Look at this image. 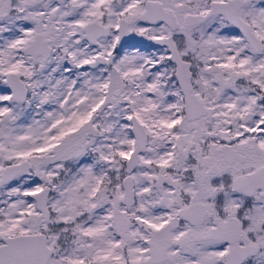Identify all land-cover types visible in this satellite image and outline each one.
Returning <instances> with one entry per match:
<instances>
[{
    "label": "snow or ice",
    "instance_id": "obj_1",
    "mask_svg": "<svg viewBox=\"0 0 264 264\" xmlns=\"http://www.w3.org/2000/svg\"><path fill=\"white\" fill-rule=\"evenodd\" d=\"M0 264H264V0H0Z\"/></svg>",
    "mask_w": 264,
    "mask_h": 264
}]
</instances>
